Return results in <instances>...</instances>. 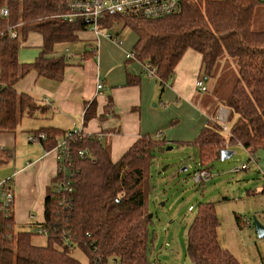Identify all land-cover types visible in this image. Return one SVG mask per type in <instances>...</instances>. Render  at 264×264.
<instances>
[{
  "label": "trees",
  "instance_id": "trees-1",
  "mask_svg": "<svg viewBox=\"0 0 264 264\" xmlns=\"http://www.w3.org/2000/svg\"><path fill=\"white\" fill-rule=\"evenodd\" d=\"M70 1L0 0V133L16 132L24 117L48 111L17 84L32 70L40 76L63 78L67 61L54 54L55 45L75 40L77 32L86 27L63 17ZM261 4L264 0H183L178 12L162 18L118 14L107 19L112 24L116 17L142 20L129 26L138 36L135 59L153 65L164 82L173 76L188 49L202 54L205 76L224 57L235 61L238 78L225 101L230 109V130L217 120H210L201 130L194 141L199 169L210 170L208 164L235 143L247 149L258 166V149L263 150L264 159V30L252 27L255 9ZM3 8H8L7 15L2 14ZM32 32L43 36L40 53L34 62H21L20 47ZM94 105L87 106L86 122L94 114ZM32 133H44L42 142L47 148L56 146L58 135L65 140L68 133L74 134L76 138L69 141L75 171L73 191L62 205L53 187L44 202V221L23 229H16L14 203L5 210L0 200V264H150L148 179L159 143L143 137L114 162L98 138L84 137L83 130L45 126ZM79 150H85L87 156L81 157ZM13 157L12 150L0 146V166ZM259 169L264 172L262 166ZM219 225L215 203L200 205L187 238L193 264H240L220 244ZM39 228L49 234L44 246L32 241ZM75 248L85 252L88 262L74 256Z\"/></svg>",
  "mask_w": 264,
  "mask_h": 264
},
{
  "label": "crops",
  "instance_id": "crops-1",
  "mask_svg": "<svg viewBox=\"0 0 264 264\" xmlns=\"http://www.w3.org/2000/svg\"><path fill=\"white\" fill-rule=\"evenodd\" d=\"M132 33L128 38L122 36V43L118 44L107 35L96 36L86 26L77 32L75 40L55 45L54 54L65 56L67 61L61 80L40 76L32 70L18 82L20 91L31 93L49 109L33 117L37 124L33 127L23 123L26 116L16 132L0 133V146L9 148L14 155L0 166L6 170L0 179H13L16 229L44 221V202L53 190L57 174L56 146L47 148L42 140H28L29 134L41 127L53 126L63 131L82 129L98 138L114 162L143 137L157 141V150L173 144L180 150L191 147L198 152L195 138L210 120H217L230 130V109L225 105L228 97L223 99L214 89L220 77L216 72L220 64L210 76H205L202 54L188 49L169 80L149 77L142 62L127 57L138 40L133 29ZM29 39L40 53L43 36L32 32ZM19 58L32 60L23 52ZM222 60V63L232 61L229 57ZM197 78H203L206 91L196 87ZM99 82L104 83L103 89H97ZM92 102H95L94 114L86 122L85 112ZM62 139L63 135H58L57 144Z\"/></svg>",
  "mask_w": 264,
  "mask_h": 264
},
{
  "label": "rangeland",
  "instance_id": "rangeland-1",
  "mask_svg": "<svg viewBox=\"0 0 264 264\" xmlns=\"http://www.w3.org/2000/svg\"><path fill=\"white\" fill-rule=\"evenodd\" d=\"M141 21L116 17L114 24L110 21L105 23L104 27L114 26L110 33L113 36L120 33L119 37L122 39V36H133L129 26ZM252 23L253 29L264 30V4L256 7ZM22 52L27 59L32 60L20 61L31 63L39 55V48L32 45L31 39H27L20 47L19 53ZM222 62L223 60L216 68L220 77L214 89L226 99L237 81L238 69L232 66L231 62L235 61ZM153 67L148 66V74H154L149 70H154ZM151 77L159 78L157 73ZM35 122L31 117L23 121L24 124H29L27 127L37 125ZM230 124L231 122L228 123ZM223 133L227 137V131ZM228 148L234 150L235 154L225 160L218 158L211 161L208 167L212 176L201 183L192 178L193 172L200 167V156L196 149L190 147L187 151L180 150L177 145L170 144L163 150L154 152L155 162L148 179V209L149 214H152L149 221L148 245L150 264H193L187 253L188 233L200 205L207 202H214L216 206L220 221V244L228 249L240 264H262L264 237L257 235L253 217H257L264 224V172L255 162L249 160V152L241 144H231ZM255 154L264 167L263 150L258 149ZM242 164H248L250 168L236 170ZM5 173L6 170L0 169V178L4 177ZM32 241L44 246L48 238L42 234H34ZM73 254L82 262H88L82 249L75 248Z\"/></svg>",
  "mask_w": 264,
  "mask_h": 264
},
{
  "label": "built area",
  "instance_id": "built-area-1",
  "mask_svg": "<svg viewBox=\"0 0 264 264\" xmlns=\"http://www.w3.org/2000/svg\"><path fill=\"white\" fill-rule=\"evenodd\" d=\"M183 0H71L68 5V10L63 17L67 22L84 23L96 36L107 35L112 38L116 43H122V39L119 36H113L110 33L112 27H104L110 16L122 14L126 16H141L143 18L155 19L169 16L178 12L182 6ZM3 15L9 13L8 8L1 9ZM15 36L16 33L12 32ZM128 58H135L132 52L127 54ZM144 71L147 76L151 77L156 75V68L151 70L153 75L148 74V66L151 64H143ZM196 87L201 91H206L207 86L203 79L196 80ZM104 83L99 82L97 89H103ZM223 128L228 130L227 125ZM82 130V129H76ZM83 136H89L83 133ZM46 138L44 133L30 134L28 136L29 141L43 140ZM76 138L74 134L68 133L65 140H61L56 145V160H57V176L53 183L55 192L59 195V202L62 205L67 204V195L73 191V176L74 160L69 147L70 139ZM78 154L81 157L87 156L85 150H79ZM247 164H242L238 169L247 168ZM212 176V172L207 169H197L193 172L192 178L195 182L201 183L207 181ZM13 179L11 177L0 179V200L2 201V207L7 208L14 203V189L12 187ZM39 234L49 235L46 229L39 228Z\"/></svg>",
  "mask_w": 264,
  "mask_h": 264
},
{
  "label": "water",
  "instance_id": "water-1",
  "mask_svg": "<svg viewBox=\"0 0 264 264\" xmlns=\"http://www.w3.org/2000/svg\"><path fill=\"white\" fill-rule=\"evenodd\" d=\"M235 154V151L234 150H231V149H224L222 150L221 152V156H220V159L221 160H225V159H228L230 158L231 156H233ZM187 169V167H185ZM152 216V214H150V217ZM253 226L255 228V231L257 233V235L261 238L264 237V224L262 222H260V220H258L257 217H253Z\"/></svg>",
  "mask_w": 264,
  "mask_h": 264
}]
</instances>
